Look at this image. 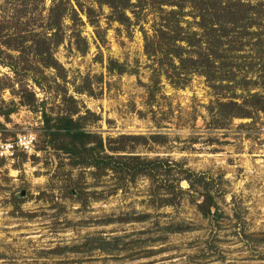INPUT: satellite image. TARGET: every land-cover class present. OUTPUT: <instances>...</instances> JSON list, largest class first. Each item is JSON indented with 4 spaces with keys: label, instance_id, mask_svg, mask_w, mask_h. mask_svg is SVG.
<instances>
[{
    "label": "rangeland",
    "instance_id": "obj_1",
    "mask_svg": "<svg viewBox=\"0 0 264 264\" xmlns=\"http://www.w3.org/2000/svg\"><path fill=\"white\" fill-rule=\"evenodd\" d=\"M109 14L108 6L97 10L96 30L80 13L84 54L73 22L65 20L64 41L54 49L65 78L45 69L43 88L33 82L32 69L15 73L0 59V140L12 141L22 131L37 136V154L0 158V264H264V113L221 120L208 107L243 91L213 87L218 83L200 74L182 87L161 78V90L149 102L152 62L143 32L151 33L156 16L128 13L133 22L126 26L108 20ZM254 53L230 54L248 79L256 78L251 72L257 75V68L264 76V48L251 69ZM112 61L126 72H110ZM21 85L48 112L58 111L64 92L74 96L99 116L89 129L104 139L165 134L162 145L138 146L135 153L214 177L223 191L217 198L222 217L204 218L188 192L178 205L151 204L146 177L116 188L111 176L96 179L90 169L72 166L67 155L44 145L41 109L24 103ZM256 91L264 88L251 87ZM180 185L189 187L185 180Z\"/></svg>",
    "mask_w": 264,
    "mask_h": 264
},
{
    "label": "trees",
    "instance_id": "obj_2",
    "mask_svg": "<svg viewBox=\"0 0 264 264\" xmlns=\"http://www.w3.org/2000/svg\"><path fill=\"white\" fill-rule=\"evenodd\" d=\"M1 1L0 59H6L4 64L15 73L32 69L33 82L41 88L45 69L52 68L57 77L65 78V69L55 58L54 49L64 41L66 19L73 22L75 44L84 54L87 42L79 28L83 24L80 13L97 30L95 13L103 6L110 8L108 20L126 26L133 22L128 13L137 19L148 10L156 16L151 33L143 32L144 52L152 62L146 85L149 102L160 92L161 78L182 87L193 74H200L209 83H218L213 87L243 91L208 107L221 120L253 118L255 112L264 113V91L251 92V87L264 88V76L256 62V55L260 61L264 48V0H51L48 8L47 0ZM243 50L255 52L250 63L251 69L257 68V75L251 72L255 79H248L249 72H243V65L230 58L231 53ZM108 70L126 72L113 61ZM21 87L24 103L41 109L44 145L67 155L72 166L90 169L89 174L96 179L111 176L116 188L146 177L151 185V204L178 205L183 193L188 192L204 218L217 221L222 217L217 198L223 191L214 177L185 168L182 162L135 153L138 146L162 145L167 139L165 134H121L104 139L89 129L99 116L83 110L74 96L64 92L60 108L53 113L46 110L45 102L36 105L35 92ZM183 180L189 185L186 191L180 185Z\"/></svg>",
    "mask_w": 264,
    "mask_h": 264
},
{
    "label": "built area",
    "instance_id": "obj_3",
    "mask_svg": "<svg viewBox=\"0 0 264 264\" xmlns=\"http://www.w3.org/2000/svg\"><path fill=\"white\" fill-rule=\"evenodd\" d=\"M37 136L31 131H22L16 134L14 140H0V158L14 159L17 154H37Z\"/></svg>",
    "mask_w": 264,
    "mask_h": 264
}]
</instances>
